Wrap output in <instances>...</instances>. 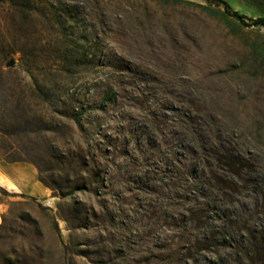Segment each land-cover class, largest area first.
<instances>
[{"label":"rangeland","instance_id":"obj_1","mask_svg":"<svg viewBox=\"0 0 264 264\" xmlns=\"http://www.w3.org/2000/svg\"><path fill=\"white\" fill-rule=\"evenodd\" d=\"M226 1L0 0L11 264H264V0Z\"/></svg>","mask_w":264,"mask_h":264},{"label":"trees","instance_id":"obj_2","mask_svg":"<svg viewBox=\"0 0 264 264\" xmlns=\"http://www.w3.org/2000/svg\"><path fill=\"white\" fill-rule=\"evenodd\" d=\"M207 3L222 7L223 10L231 15L233 18L237 19L238 21L245 23V20H247V16L240 14L237 11H233L230 4L226 0H206ZM252 25L254 26H261L264 27V18H256V19H250ZM1 133L5 136H13L15 135L14 133L6 132L4 130H1ZM9 162H16V161H29L33 164H36L30 156H24L21 158V156H16V157H11L7 159ZM38 165V164H36ZM227 168L230 174L239 176L240 170L236 168V164L234 162L227 161ZM39 167V166H37ZM40 170V168H39ZM43 181V180H42ZM57 189V188H56ZM22 195V194H21ZM23 196V195H22ZM32 200H35V198H32ZM21 203V202H20ZM26 203L22 204L25 205ZM10 214V212H9ZM16 216V215H15ZM14 216V217H15ZM18 219H23L22 216H17ZM14 223V222H13ZM36 223V222H34ZM37 224V223H36ZM16 233L14 230H12V224L11 225H6V220L4 217H2V223L0 224V232L2 233ZM0 239L2 238V235H0ZM241 245L243 247V253L246 257L247 261H251L252 263L255 261L256 256L261 253L262 257L264 258V232L262 230H259L257 232L251 233V237L249 238H242L241 240ZM1 247V244H0ZM253 256L255 258H253ZM0 264H11V260L6 258L5 256L0 254Z\"/></svg>","mask_w":264,"mask_h":264},{"label":"bare ground","instance_id":"obj_3","mask_svg":"<svg viewBox=\"0 0 264 264\" xmlns=\"http://www.w3.org/2000/svg\"><path fill=\"white\" fill-rule=\"evenodd\" d=\"M0 185L10 190L13 189V185L10 182H8L4 177L3 178L0 177Z\"/></svg>","mask_w":264,"mask_h":264}]
</instances>
